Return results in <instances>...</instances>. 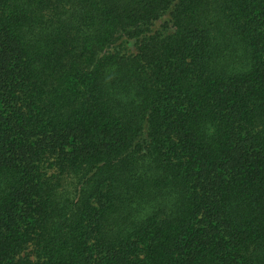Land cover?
I'll list each match as a JSON object with an SVG mask.
<instances>
[{"label": "trees", "instance_id": "obj_1", "mask_svg": "<svg viewBox=\"0 0 264 264\" xmlns=\"http://www.w3.org/2000/svg\"><path fill=\"white\" fill-rule=\"evenodd\" d=\"M0 264H264V0H0Z\"/></svg>", "mask_w": 264, "mask_h": 264}]
</instances>
